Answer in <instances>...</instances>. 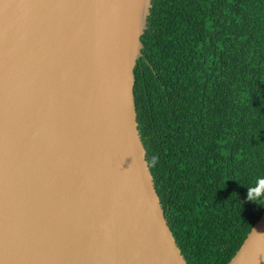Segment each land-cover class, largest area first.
Returning a JSON list of instances; mask_svg holds the SVG:
<instances>
[{"label":"water","instance_id":"95a60500","mask_svg":"<svg viewBox=\"0 0 264 264\" xmlns=\"http://www.w3.org/2000/svg\"><path fill=\"white\" fill-rule=\"evenodd\" d=\"M149 0H0V264H185L135 122ZM226 264H264V209Z\"/></svg>","mask_w":264,"mask_h":264},{"label":"trees","instance_id":"16d2710c","mask_svg":"<svg viewBox=\"0 0 264 264\" xmlns=\"http://www.w3.org/2000/svg\"><path fill=\"white\" fill-rule=\"evenodd\" d=\"M136 130L185 264H226L264 209V0H149Z\"/></svg>","mask_w":264,"mask_h":264},{"label":"clouds","instance_id":"9594fccd","mask_svg":"<svg viewBox=\"0 0 264 264\" xmlns=\"http://www.w3.org/2000/svg\"><path fill=\"white\" fill-rule=\"evenodd\" d=\"M246 199L254 203H264V177H257L255 186H248Z\"/></svg>","mask_w":264,"mask_h":264}]
</instances>
